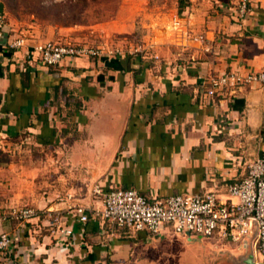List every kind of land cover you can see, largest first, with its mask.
<instances>
[{"label":"crops","instance_id":"crops-1","mask_svg":"<svg viewBox=\"0 0 264 264\" xmlns=\"http://www.w3.org/2000/svg\"><path fill=\"white\" fill-rule=\"evenodd\" d=\"M155 1L157 18L179 17L191 38L143 30L136 54L123 52L124 63L68 58L48 68L34 51L48 41L95 44V36L124 33L117 20L49 27L45 38L30 34L18 49L8 46L20 33L7 21L0 43V235L14 243L0 264H160L173 246L167 228L155 237L92 213L84 223L67 208L102 210L97 186L135 189L151 200L222 196L264 154V86L207 93L212 77L264 68V0ZM6 11L0 0V16ZM24 207L39 216L8 218ZM225 247L215 245L213 253Z\"/></svg>","mask_w":264,"mask_h":264},{"label":"built area","instance_id":"built-area-1","mask_svg":"<svg viewBox=\"0 0 264 264\" xmlns=\"http://www.w3.org/2000/svg\"><path fill=\"white\" fill-rule=\"evenodd\" d=\"M247 4L240 5V14L245 16ZM172 31L178 38L190 40L191 35L179 17L172 20ZM8 31V23L0 16V43ZM31 38L30 34L10 35L8 46L11 49L22 48ZM202 39L201 36L193 37ZM39 60L48 68L60 66L66 59L77 58H118L123 56L119 49H112L107 44H87L48 41L34 46ZM259 84L264 86V68L258 72L242 74L232 71L212 77L208 95L216 96L221 91L230 89L235 93L240 88ZM103 196V209L90 210L83 205L69 206L80 222H87L89 214L104 221L126 227L137 232L145 231L152 236H159L164 229L183 236L211 238L219 234L224 241L242 242V249L254 248L264 264V154L247 165L246 175L238 182L228 185L224 195L207 193L194 196L174 195L160 200H151L135 189L111 188L104 191L97 186L94 190ZM72 196H68L71 199ZM63 201V199H62ZM39 210L24 207L12 208L8 218L28 222L38 217ZM64 233L71 234L65 230ZM253 238L251 244L248 239ZM14 243L9 233L0 235V253L9 250Z\"/></svg>","mask_w":264,"mask_h":264},{"label":"rangeland","instance_id":"rangeland-1","mask_svg":"<svg viewBox=\"0 0 264 264\" xmlns=\"http://www.w3.org/2000/svg\"><path fill=\"white\" fill-rule=\"evenodd\" d=\"M5 2L7 11L3 16L10 25L12 24L20 34H34L38 39L46 37L49 27L107 25V21L117 20V25L125 27L124 33L106 37L95 36V44H107L112 49H119L124 53L133 50L136 54L134 50L139 48L141 31L150 29L155 32L156 27H159L162 33L167 31L168 36L172 34V17L158 19L155 13L159 6L157 1L152 0H5ZM65 42L90 44L88 41ZM4 173L11 174V169ZM165 237L173 246L167 251L163 250L164 257H170L160 264H247V258L254 251L253 247L248 253L243 250L236 251L237 248H242V242L224 241L219 234L211 238H200L178 235L170 231ZM248 240L251 244L254 243L253 238ZM215 245L226 247L220 248L219 255H215L213 253ZM253 256L255 264L260 262L261 257L257 250ZM156 257V251H152L150 258Z\"/></svg>","mask_w":264,"mask_h":264},{"label":"water","instance_id":"water-1","mask_svg":"<svg viewBox=\"0 0 264 264\" xmlns=\"http://www.w3.org/2000/svg\"><path fill=\"white\" fill-rule=\"evenodd\" d=\"M246 250H248V248H246ZM247 264H255V258L253 256V253L249 256V258H247Z\"/></svg>","mask_w":264,"mask_h":264},{"label":"trees","instance_id":"trees-1","mask_svg":"<svg viewBox=\"0 0 264 264\" xmlns=\"http://www.w3.org/2000/svg\"><path fill=\"white\" fill-rule=\"evenodd\" d=\"M152 1H155V0H152ZM119 58L121 59V62H123V63H124V60L128 59L127 56H121V57H118V59Z\"/></svg>","mask_w":264,"mask_h":264}]
</instances>
